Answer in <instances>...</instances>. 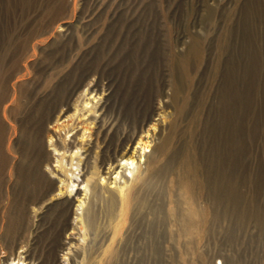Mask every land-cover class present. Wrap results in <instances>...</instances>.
Wrapping results in <instances>:
<instances>
[{
    "label": "rangeland",
    "instance_id": "374dc122",
    "mask_svg": "<svg viewBox=\"0 0 264 264\" xmlns=\"http://www.w3.org/2000/svg\"><path fill=\"white\" fill-rule=\"evenodd\" d=\"M95 105L86 166L75 131L49 135ZM130 136L142 171L172 138L123 214L110 194L131 174L100 161ZM14 258L264 264V0H0V264Z\"/></svg>",
    "mask_w": 264,
    "mask_h": 264
},
{
    "label": "bare ground",
    "instance_id": "6f19581e",
    "mask_svg": "<svg viewBox=\"0 0 264 264\" xmlns=\"http://www.w3.org/2000/svg\"><path fill=\"white\" fill-rule=\"evenodd\" d=\"M37 1V0H36ZM54 1V0H53ZM60 1V0H59ZM89 2V1H88ZM92 2V0H91ZM99 5V4H98ZM94 7V6H93ZM95 8V7H94ZM64 9V8H63ZM87 9V7H86ZM90 9V8H89ZM97 9V8H96ZM85 10V9H84ZM91 10V9H90ZM94 10V9H93ZM86 12V10H85ZM60 15V14H59ZM45 16V15H44ZM51 16V15H50ZM93 16V15H92ZM54 18V17H53ZM59 18V17H58ZM48 20V19H47ZM40 22V21H39ZM42 23V22H41ZM89 103H86V107L88 106ZM96 105L94 107V109H86L88 111L85 110V112H83L81 115L79 114H75L73 116H67V117H64V119L60 122V119L57 120V123L53 125V127L51 128V134L49 135L50 139L53 141V138H56V140L58 142L61 141H64V144L66 145L67 142L66 140L68 139V137L66 138L65 136H67L69 133L75 131V134L72 136V139L70 141V146H73V145H78L80 144L82 147H79V148H85V153H86V161H85V164L86 166H89V158H90V153H91V150H92V147H93V136H94V131H93V128H95V126H97V124H99L101 122V120H97V117L95 118H90L88 117L87 119H85L84 117H86V114H88V112H91L94 110L95 113L97 112L96 110ZM93 111V112H94ZM93 125V127H92ZM111 125V124H110ZM114 125V124H113ZM117 126V125H115ZM114 127V126H113ZM98 128H100V126L98 125L97 127V130ZM102 128V127H101ZM150 129L147 130V135H146V139L144 141V138H139V141L138 143L139 144H142L143 142L145 144H148V146L150 145V143L153 141L151 140L152 137L154 136L153 134L150 133V131H154L156 130L155 128V125L154 127L151 126L149 127ZM101 132V130H100ZM119 132V130H118ZM64 134V136H63ZM110 134V133H109ZM117 134V132H116ZM155 134V133H154ZM114 135V134H113ZM122 135V134H121ZM126 135V134H125ZM128 135V134H127ZM119 137V136H118ZM122 137V136H121ZM120 138V137H119ZM171 138L172 136L170 137H167L165 138L164 140H162V142L159 144V145H156L154 146V152H156L158 154V156L155 158V159H151L150 160V157H147L149 158L148 159V166H147V169L145 171H142V167H141V162L139 161L140 157H142L141 155H138L137 157V148H134L132 149L131 148V143H133L134 139L132 136L130 137H126L122 142L118 139V141L121 142V145H116L115 147H113L114 143H113V140L112 141H106L104 140V142H106L105 144V149L103 150V154H102V159L100 162H102V164L100 165L101 168L103 170L106 169V172L105 174L106 175H112L113 173H117V175L114 177L115 179V182L117 180H120V178H122L123 176H120V172L119 170L117 171V169H119L121 166V163L123 162L122 164V167L121 169H126L129 171V173L131 174L132 176V180H131V183L129 184L128 183V180L129 177L128 175L125 174L124 176V182L123 184H121L115 191H112L111 194H110V199L112 201V205L116 206L118 205V198H120V203H121V211L123 214H126L128 211H130L131 209H133L132 206H138V207H141L143 205V201H142V198L139 197V191L142 187H146L147 185V182L149 183L148 181V175L149 174H152L154 175L158 169H156V167H158V163H160L159 159L158 158H162V156H165L168 152V149H169V146H170V143H171ZM97 139V138H96ZM121 139V138H120ZM55 140V141H56ZM108 140V139H107ZM51 141V142H52ZM54 143V142H53ZM64 145V146H65ZM78 147V146H77ZM77 148V153H78V149ZM143 149V148H142ZM84 150V149H83ZM65 153V152H63ZM72 155V154H71ZM72 156H76V152L72 155ZM74 159V158H72ZM62 160L64 162V157H62ZM81 162L82 159H79ZM141 160V159H140ZM74 161V160H73ZM142 161V160H141ZM60 164L58 165H55V172L57 175H64L67 177L68 175V171H67V168H66V165L62 162V161H59ZM91 165V164H90ZM106 165H108V167H106ZM152 167V169L150 168ZM101 168H100V171H101ZM155 168V169H153ZM124 169V170H125ZM162 170V169H161ZM117 171V172H116ZM127 171V172H128ZM135 171L137 173H135ZM156 171V172H155ZM160 171V167H159V170H158V173ZM189 171V174L191 176V170H188ZM126 172V171H125ZM155 172V173H154ZM162 172V171H161ZM92 173V172H91ZM129 174V175H130ZM148 174V175H147ZM160 174V173H159ZM111 175L109 176L108 179L111 178ZM103 176V175H102ZM62 178V177H61ZM60 178V179H61ZM105 178L106 177H101L102 180L105 181ZM187 178V177H186ZM151 179V178H150ZM190 179V177H189ZM64 182V181H62ZM101 182V180H100ZM114 182V183H115ZM113 182H109V184H111ZM149 185H151V182L149 183ZM184 188L187 189L188 187H191V183L189 181H184ZM155 187V186H154ZM149 188V187H148ZM144 190V189H143ZM147 190V189H146ZM59 191L61 192V188L59 189ZM141 193V192H140ZM69 198V197H68ZM72 198V197H71ZM145 198V197H144ZM144 200V199H143ZM83 201V200H82ZM80 200V202H82ZM110 201V202H111ZM135 202V203H134ZM146 202V201H145ZM83 203V202H82ZM134 203V204H133ZM110 206V205H109ZM150 206V205H149ZM114 208V207H112ZM118 207H116L117 209ZM137 208V207H136ZM115 209V208H114ZM69 211V210H68ZM133 210H131V213H132ZM124 217V216H123ZM190 218V217H189ZM58 219V218H56ZM187 219V218H186ZM190 220V219H189ZM189 220H184V224L189 221ZM186 221V222H185ZM91 222V221H90ZM118 223V222H117ZM176 224V222H175ZM93 225V224H92ZM120 225V223L117 224V227ZM188 225V224H187ZM185 226V225H184ZM86 227V226H85ZM186 227V226H185ZM189 227V226H188ZM191 227V226H190ZM92 228V227H91ZM184 228V227H183ZM113 229V228H112ZM188 230V229H187ZM190 230V229H189ZM185 231V229H184ZM57 232V231H56ZM187 232V231H186ZM185 232V233H186ZM190 232V231H189ZM187 232V233H189ZM61 233V232H60ZM115 234H117V231H115ZM188 235V234H187ZM114 249V248H113ZM112 249V251H113ZM116 253V252H115ZM118 254V253H117ZM11 255V254H10ZM115 255V254H114ZM119 255V254H118ZM118 255L116 256L115 259V262L117 260V257ZM109 256V255H108ZM115 257V256H111V260L112 258ZM114 261V260H113ZM111 263V261H110ZM7 264H24V263H20L19 261L18 262H15V258L14 259H10L8 261ZM112 264V263H111ZM115 264V263H114ZM118 264V262H117Z\"/></svg>",
    "mask_w": 264,
    "mask_h": 264
}]
</instances>
